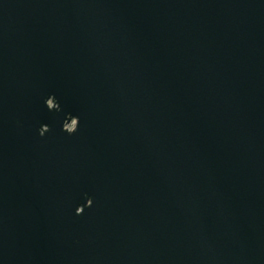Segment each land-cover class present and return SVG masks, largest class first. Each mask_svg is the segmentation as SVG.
<instances>
[{
  "label": "water",
  "instance_id": "1",
  "mask_svg": "<svg viewBox=\"0 0 264 264\" xmlns=\"http://www.w3.org/2000/svg\"><path fill=\"white\" fill-rule=\"evenodd\" d=\"M0 264H264V0H0Z\"/></svg>",
  "mask_w": 264,
  "mask_h": 264
},
{
  "label": "clouds",
  "instance_id": "2",
  "mask_svg": "<svg viewBox=\"0 0 264 264\" xmlns=\"http://www.w3.org/2000/svg\"><path fill=\"white\" fill-rule=\"evenodd\" d=\"M39 135H40L41 137H43V134H42V133H39Z\"/></svg>",
  "mask_w": 264,
  "mask_h": 264
}]
</instances>
